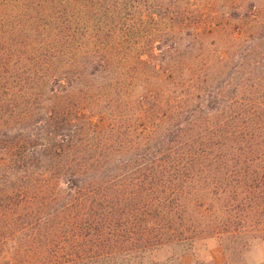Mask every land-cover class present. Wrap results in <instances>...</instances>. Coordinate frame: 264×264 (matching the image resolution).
<instances>
[{
    "label": "trees",
    "instance_id": "trees-1",
    "mask_svg": "<svg viewBox=\"0 0 264 264\" xmlns=\"http://www.w3.org/2000/svg\"><path fill=\"white\" fill-rule=\"evenodd\" d=\"M4 27L23 41L0 63V117L38 113L39 144L30 134L0 162L38 164L11 189L41 214L30 262L181 264L212 238L235 264L264 240V0H0ZM133 68L139 91L116 74ZM72 91L95 94L78 123L107 104L125 133L92 117L79 142L77 126L48 132L70 122L55 105Z\"/></svg>",
    "mask_w": 264,
    "mask_h": 264
},
{
    "label": "rangeland",
    "instance_id": "rangeland-1",
    "mask_svg": "<svg viewBox=\"0 0 264 264\" xmlns=\"http://www.w3.org/2000/svg\"><path fill=\"white\" fill-rule=\"evenodd\" d=\"M125 17V16H124ZM244 21H230V29L237 28L239 32H244L246 25H244ZM23 40L14 34L12 36L9 29L6 27L0 28V63L3 65V73L8 71L7 63L10 61L9 50L11 48L12 43H21ZM19 43V44H20ZM205 47H207L208 52L211 55H214L216 52V41L209 38L205 39ZM18 45V44H17ZM26 59V58H25ZM24 59V60H25ZM115 62V61H114ZM4 64L7 66H4ZM231 68V67H230ZM136 68L133 69H126L120 75L121 77L125 78L126 76L134 77L138 75L139 81L135 80L133 83L136 91L138 87L142 84L148 85L144 83L142 80L143 77L135 72ZM230 70H228V73ZM2 73V76H5ZM113 75L110 74L108 77H112ZM152 76V75H151ZM114 78L116 76H113ZM226 74L223 77H219V81L226 80ZM130 79V78H129ZM151 82L153 83V78ZM2 81V80H1ZM146 82V81H145ZM217 82V83H218ZM215 83L213 87L217 84ZM129 86V85H128ZM112 91L124 94L125 92L119 87L115 90L113 85L110 86ZM95 94L93 92H85V91H72V93H61L58 95V104L55 105L58 111L64 113L65 120L70 121L68 124L58 122V124L51 123V126L47 128L48 132H52L53 129L61 135L68 134L72 127L77 128L80 130V133L77 136L73 137L77 139V141H81L84 139L86 135V130L88 128L86 120L88 121L89 117H92V122L95 123V126H100L103 129L107 128L109 125H116L120 130V133L123 135L125 133L124 123L120 120H111L108 118L111 115V108L107 107V104H99L97 107L94 108L92 111L88 110L86 117L83 118L84 122H77L75 120V115L77 113H81L85 109V107H91L90 99L94 98ZM6 99L8 100L9 97L7 96ZM26 105H21L18 112L14 113L12 117H10L9 113L5 116V118L0 117V162L4 160L5 156L3 155V148L4 147H12L15 149L16 145L20 146L22 143L25 142L26 138H30L28 135H33L31 139V145H38L39 143L35 141V136L39 135V132L33 130V132L28 131L34 123L38 120V113L36 111L28 112L25 114L24 112L28 109V107L24 108ZM0 107L4 108L5 105L2 104ZM9 108V106L7 107ZM113 110L115 113L118 111L113 106ZM56 111V110H55ZM24 113V114H23ZM109 113V115H108ZM63 115V114H62ZM3 125H9L8 128H3ZM58 125V129L56 130L54 126ZM65 126V132L64 127ZM67 126V127H66ZM69 126V127H68ZM77 126V127H75ZM136 126L135 122L133 123V128ZM54 127V128H53ZM71 127V128H70ZM73 128V130H74ZM11 129V130H10ZM10 130V131H9ZM23 130V131H21ZM20 141V142H19ZM29 150L30 148H26ZM28 155V154H27ZM25 156L20 163H12V165H6L5 167H0V264H34L33 261L30 262L28 257V251H34L35 245L31 244V240L26 237V234H32L31 237H34L33 233H36L30 230L29 226L36 227L37 218L40 217L38 213L32 216H29L27 203L23 201L21 198H13L11 199V189L12 188H21L24 186L25 183V173L36 172L35 166L36 161H30V159ZM6 161V160H5ZM24 164L25 167H22ZM29 164L32 165V168H29ZM13 165L16 167L12 168ZM35 165V166H34ZM12 203L16 206L18 214L12 213ZM35 211V209H34ZM10 219H14L16 225L13 224L12 226H8V221ZM30 237V238H31ZM29 241V242H28ZM30 256V255H29ZM236 263L235 264H263L264 263V240L256 242L255 245L248 251L244 252L242 255H235ZM30 262V263H29ZM195 263H211V264H224L225 263V256L217 244L215 239L207 238L204 240H200L198 244H196L191 254L185 255L181 258V264H195Z\"/></svg>",
    "mask_w": 264,
    "mask_h": 264
},
{
    "label": "crops",
    "instance_id": "crops-1",
    "mask_svg": "<svg viewBox=\"0 0 264 264\" xmlns=\"http://www.w3.org/2000/svg\"><path fill=\"white\" fill-rule=\"evenodd\" d=\"M264 264V263H263Z\"/></svg>",
    "mask_w": 264,
    "mask_h": 264
}]
</instances>
